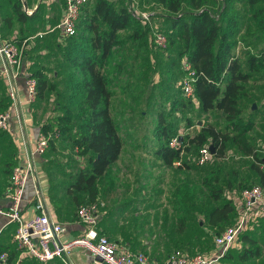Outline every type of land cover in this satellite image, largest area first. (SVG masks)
Returning a JSON list of instances; mask_svg holds the SVG:
<instances>
[{"label":"trees","instance_id":"16d2710c","mask_svg":"<svg viewBox=\"0 0 264 264\" xmlns=\"http://www.w3.org/2000/svg\"><path fill=\"white\" fill-rule=\"evenodd\" d=\"M153 1L166 13L164 17L167 23L163 33L167 36L168 47H175L180 60L185 59L197 74L194 83L197 103L193 104L191 98H188V102L199 113L221 112L226 120L224 129L200 123L199 130L193 136H180L172 126L171 114L162 110L154 128L157 138L163 141L156 155L163 165L179 169L184 166L180 162L183 151L194 149L198 153L202 147L211 145L213 158L217 159L224 157L225 151L232 145L238 153L252 159L249 167L252 176L240 179L236 189L229 180L214 183L210 179L203 180L209 190V200L216 202L225 195L226 200H222L221 204L210 205L197 212L190 208L191 195H185L187 206L183 207L184 214L190 215L194 211L202 215L210 228L213 242L208 252L214 248L215 237L236 221L238 210L228 196L239 195L243 189L252 187L247 185L250 180L264 189V157L257 153L248 138V133L255 126L253 116L257 109L252 110L250 104L248 111H245L241 105L242 100L248 97L246 84L253 77H264L263 73L258 75L264 68V0ZM88 3L83 7L78 21L77 34L59 43L63 66L69 69L66 79L69 88L59 91L56 84L49 82L48 73L42 70H35L31 74L37 82L36 97L39 100L50 91L56 97L65 91L71 92L64 98V102H59L53 108L58 113L48 117L40 130L43 133L57 130L59 135L68 134L76 148V155L84 157L88 162L87 166L71 176L72 181L66 187V194L76 207L90 203L99 205L100 184L118 159L123 145L109 108L113 92L108 84L112 80L104 69L110 53L114 46L127 39L124 38V32L131 29L134 23L137 28L128 34V39L138 40L147 34L152 35L151 28L132 17L127 6L118 1L92 0L91 4ZM236 3L246 4L247 8L244 7L240 13ZM12 10L18 21L27 20L28 16L20 0H13ZM6 23L10 26L11 22ZM238 44L244 48L240 52L243 60L235 53ZM75 69L79 70L81 78L76 75ZM8 107V102L0 98V112H6ZM190 125L188 123L187 126ZM4 133L0 129V134ZM173 137L179 141L177 148L169 146ZM53 145L54 142L50 140L49 146ZM16 165V160H10L8 173ZM226 188L232 189L224 191ZM185 217L179 218V232L186 226ZM262 219L264 216L250 230L260 228L261 237L264 238ZM248 230L239 235L242 247L230 248L219 261L232 251L236 252L237 259L242 262L262 256L263 245L259 238L252 235L255 230ZM176 250L187 252L181 248Z\"/></svg>","mask_w":264,"mask_h":264},{"label":"rangeland","instance_id":"374dc122","mask_svg":"<svg viewBox=\"0 0 264 264\" xmlns=\"http://www.w3.org/2000/svg\"><path fill=\"white\" fill-rule=\"evenodd\" d=\"M116 1L124 6H128L131 2L136 3L140 10L152 14L145 26H149L152 32L157 29L164 32L167 23L164 17L166 13L153 0ZM91 2L92 0L89 1L90 4ZM236 4H238L236 5L238 12L244 11V7L247 8L246 4ZM136 26L137 24L134 23L131 29L124 32V38L127 39L113 47L104 69L112 80L108 84L113 92L109 108L118 134L123 139L124 148L120 162L114 168H110L100 184L99 226L110 232V235L103 233L111 240L130 243L139 240L132 236L131 231V225L136 223L147 233L144 239L154 242V250H162L164 256L177 248L191 254L206 252L212 246L213 236L209 233L210 228L205 224L202 215L194 211L190 215L184 214L183 207L187 206L185 195H191L190 208H194L197 212L210 205L221 204L222 200H226L225 195L222 196V200L216 202L209 200V190L203 180L210 179L213 183L229 180L236 189L240 179L252 176L249 169L252 159L238 153L230 145L224 157L217 159L212 157L204 165L197 164L198 153L194 149L181 153L180 162L184 166L179 169L162 164L155 152L163 141L162 138H157L154 131L160 111L171 114L172 126L180 136L184 134L193 136L199 130L200 123L213 124L217 128L224 129L226 120L221 112L199 113L188 102L179 83L183 75L180 68L183 59L180 60L178 57L176 48L168 45L163 49L154 46L150 34L138 40L128 39V34L137 28ZM235 53L241 60L244 59L241 53L237 52V48ZM50 68L47 75L49 82L56 84L59 91L69 88L66 81L69 69L63 66L62 53L60 60L54 62ZM75 71L81 78L79 70L75 69ZM262 73L264 74V68L258 75ZM246 89L248 97L241 103L245 111H248L252 101L257 103L255 107L257 112L253 116L255 126L248 133V138L257 153L264 157V77H253L246 84ZM70 93L65 91L56 97L55 93L50 91L40 100L35 97L34 105L42 113L40 117H46L47 114L45 119L47 120L48 117L57 114L58 111L53 108L57 107L59 102H64V98ZM196 103L197 101L193 100V104ZM188 123L191 125L187 126ZM68 136L58 133L57 137L51 140L54 142L53 147L49 146L42 157L41 165L51 185L67 184L72 175L88 164L84 157L76 155V148ZM4 138L10 142L8 136ZM141 160H149L150 165L147 169L138 168ZM247 185L254 186L257 183L250 180ZM131 186L135 188L132 192ZM229 189L232 188H226L224 191ZM113 190L115 193L112 192ZM137 198L142 200L141 205L133 207L132 204H128V201ZM69 204L68 202L66 208L62 207V210L63 212L71 210L68 214L74 217L77 207H69ZM122 211L130 214H122ZM110 212L115 217H121L115 220L116 225L113 220L108 219ZM182 216H186V226L182 232H179V218ZM263 222L262 219L261 224ZM252 235L259 238L264 248V238L261 237L260 228ZM257 262L264 264V257Z\"/></svg>","mask_w":264,"mask_h":264},{"label":"built area","instance_id":"2783aa9c","mask_svg":"<svg viewBox=\"0 0 264 264\" xmlns=\"http://www.w3.org/2000/svg\"><path fill=\"white\" fill-rule=\"evenodd\" d=\"M89 0H63L64 12L56 30L60 33L61 41L77 34V25L81 17L83 7ZM25 13L28 10L23 7ZM132 17L143 25L149 22L152 14L140 10L138 5L131 2L127 6ZM42 34H39L41 36ZM151 42L158 48H166L167 36L157 29L152 32ZM25 41L21 46L12 40L0 38V79L8 86L10 100L17 97V81L21 76V58ZM181 69L183 75L180 86L187 98H194V83L197 74L185 59L182 60ZM29 100L36 97L37 82L33 77L25 79ZM10 113L0 112V129L9 130ZM57 130L51 133H38L34 146L30 149L29 160L14 166L9 175L7 193L9 205L0 206V217L6 218L7 224H14L13 240L19 255L33 259L39 263H46L54 259L68 262L74 249H83L88 252L95 262L103 264H147V257L142 252H135L122 242L113 241L99 232L101 212L97 203L80 205L76 209V219L82 226V233L76 237L63 238L67 233V225L61 222L54 213L51 204L41 193L36 192L33 204L34 214L24 218L21 201L29 176H37L39 158L46 152L50 140L57 137ZM169 146L177 148L179 141L173 137ZM213 153L209 146L202 147L197 155L198 165H204L210 161ZM235 202L238 210L236 221L226 227L214 239L213 249L208 252H196L190 254L185 251L175 250L168 258V264H216L225 256L230 248L236 246L239 235L252 228L258 220L264 216V189L258 185L243 189L239 195H229ZM213 251V252H212ZM7 252L0 253V263L7 261ZM100 258V259H98ZM98 260V261H97Z\"/></svg>","mask_w":264,"mask_h":264},{"label":"crops","instance_id":"0c3cea01","mask_svg":"<svg viewBox=\"0 0 264 264\" xmlns=\"http://www.w3.org/2000/svg\"><path fill=\"white\" fill-rule=\"evenodd\" d=\"M20 1L25 3V8L28 10V13H26L28 16L27 20L23 22L17 20L12 10L13 0H0V38L12 40L19 46L25 41V48L23 49L21 58L22 73L17 81V97L15 100H10L8 96V86L2 78L0 79V98L8 102V112L11 115L9 119V130H4L5 133L0 134V206L2 207H7L9 205L7 193L10 175L7 171L9 161L16 160L17 164H21L29 160L30 149L34 146L41 126L46 121L45 119L47 117V114H45L46 117H40L42 113L35 108V99L32 101L29 100L25 79L32 77L31 74L35 70H42L48 73L51 69L50 67L54 65V62L61 58V53L58 48L59 43L62 41L60 33L56 30V26L60 22L64 12L63 0ZM6 21L11 22L10 26H7ZM249 22L253 24L251 20H249ZM39 34L42 35L39 36ZM241 51H243V46L239 44L237 52L240 53ZM253 103L257 106L255 101H253L252 104ZM5 136H8L11 143L4 140ZM123 148L124 145H122L118 159L111 167L114 168V166L120 162ZM42 157L39 158V164L37 165V176H29L26 182L21 201L23 217L26 219L34 214L33 204L35 202V194L37 191L41 192L51 204L56 217L67 225V233L63 238L76 237L82 233V226L77 221L75 215L73 217L72 214H68L71 210H69V212H63L62 210V207H67L68 202L70 203L69 207H74L66 194L68 183L62 184L61 186L52 184V186L46 178L45 171L41 165ZM146 161H148V163H145ZM146 161L141 160L138 168L142 167V169H147L150 163L149 160ZM138 168L136 169L138 170ZM70 181H72V179ZM54 184H56V182ZM113 187L115 188V185H113ZM139 187L138 185L137 188ZM134 189L133 186L130 187L131 192ZM112 192L115 193L114 190ZM128 204H132L133 207L135 205L136 207L142 204V200L137 198L136 200L128 201ZM122 212V214L125 215L130 214L128 212ZM108 216H110L108 217L109 221L113 220L112 222L115 223V225V220L121 218L115 217L112 212H110ZM14 229V224H7L6 218L4 216L0 217V253L7 252L8 254V259L4 264H103L98 260V262H95L94 258L83 249H74L67 263L61 259L39 263L33 259L22 257L19 255L14 244ZM98 230L103 235L106 233L110 235V232L106 230V228L99 226ZM254 230L249 229L247 232H252ZM131 231L132 236L139 239L137 242H126L132 251L144 253L147 257V264H168V258L171 253L164 256L162 255V250L157 249L155 251L153 247L154 242L144 239L147 233L142 230L140 225L133 223L131 225ZM241 243L242 242L238 240L233 249H240L242 247ZM263 257L264 248L260 258L243 262L239 261L236 257V252L232 251L216 264H257V261Z\"/></svg>","mask_w":264,"mask_h":264},{"label":"water","instance_id":"95a60500","mask_svg":"<svg viewBox=\"0 0 264 264\" xmlns=\"http://www.w3.org/2000/svg\"><path fill=\"white\" fill-rule=\"evenodd\" d=\"M22 4H23V7L25 8V3L22 2ZM255 107H256V105H255V103H253V104H252V109H255ZM209 147H210L211 152L214 153V151H213V147H212L211 145H210ZM98 259H100V258H98Z\"/></svg>","mask_w":264,"mask_h":264}]
</instances>
